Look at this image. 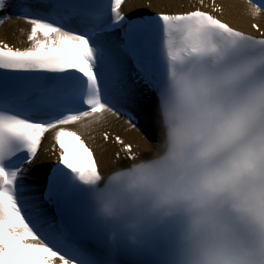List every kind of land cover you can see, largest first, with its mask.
Wrapping results in <instances>:
<instances>
[{
    "label": "snow or ice",
    "instance_id": "6c2138e0",
    "mask_svg": "<svg viewBox=\"0 0 264 264\" xmlns=\"http://www.w3.org/2000/svg\"><path fill=\"white\" fill-rule=\"evenodd\" d=\"M249 3L253 17L264 11V0ZM122 4L0 0V13H10L0 16V25L12 17L30 25V46L0 43V264H122L125 254L133 257L130 264H158L152 249L109 244L87 187L102 172L83 135L66 126L79 123L89 129L106 115L125 117L133 130L155 143L156 96L175 36L195 31L264 48V38L236 30L206 11L125 15ZM160 7L154 2L128 5L129 10ZM213 11L222 14L224 9L213 0ZM46 133L52 134L51 151L58 146L59 156L57 163L43 167L37 154ZM115 142L126 154L121 158L117 153L119 167L137 159L131 143L119 134ZM99 151L103 157L106 149ZM37 179L46 182V192L40 194Z\"/></svg>",
    "mask_w": 264,
    "mask_h": 264
},
{
    "label": "clouds",
    "instance_id": "9594fccd",
    "mask_svg": "<svg viewBox=\"0 0 264 264\" xmlns=\"http://www.w3.org/2000/svg\"><path fill=\"white\" fill-rule=\"evenodd\" d=\"M158 139L87 185L109 244L158 264H264V48L177 35Z\"/></svg>",
    "mask_w": 264,
    "mask_h": 264
},
{
    "label": "bare ground",
    "instance_id": "6f19581e",
    "mask_svg": "<svg viewBox=\"0 0 264 264\" xmlns=\"http://www.w3.org/2000/svg\"><path fill=\"white\" fill-rule=\"evenodd\" d=\"M143 2L144 4L148 3H156L158 5H161L159 9L156 8H137L135 10H129L128 5L132 3L140 4ZM186 3L189 2V0H125L123 6H122V12H124L126 15H132L133 11H148L150 13H156L158 10L161 11L162 7H164L165 4L167 3ZM217 2L223 7L224 11L222 13L223 19L231 23L232 25H240L247 27L249 26V19L254 18L256 19L260 26L264 27V18L261 16L253 17L251 15V10L248 9L247 11L240 7L238 4H236L233 0H217ZM191 4V2H189ZM173 13H182L185 12L182 7L180 9H171ZM8 30V27L6 25L3 26L1 30V35L7 40V42L12 43V41H8L6 39L5 35ZM16 40L22 42V38L19 35H13ZM110 125V126H109ZM71 128H74L81 132L92 144V146L95 149L99 164L101 166V170L103 174H106L108 171L112 170L115 167H119V162L115 163V154L120 153L121 148L119 149L115 145H112L110 143L105 144L104 140L101 138V132H106L110 131V129H118L121 133L122 131L124 133L123 137L126 139L127 143H131L137 146V149L135 152L138 150V146L142 148L144 140L147 139V137L143 134H140L139 132L135 130H128L126 127L127 125H124L123 122L117 118L113 117L111 115H106V119L103 123L94 125L93 127L89 129H84L80 126L79 123L73 124L70 126ZM69 127V128H70ZM113 132V131H112ZM52 134L50 133L44 142V149H47L51 140L49 139ZM101 147H104L106 149L104 156L101 157L99 149ZM43 157V167H47V164L49 163V159L47 156L44 155L43 152H41L38 156ZM37 183L40 187L44 184L43 179H37L34 181Z\"/></svg>",
    "mask_w": 264,
    "mask_h": 264
}]
</instances>
